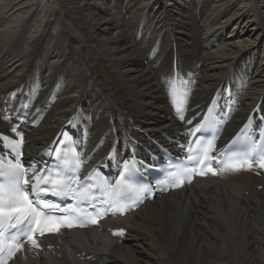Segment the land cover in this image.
Returning <instances> with one entry per match:
<instances>
[{
    "label": "bare ground",
    "instance_id": "1",
    "mask_svg": "<svg viewBox=\"0 0 264 264\" xmlns=\"http://www.w3.org/2000/svg\"><path fill=\"white\" fill-rule=\"evenodd\" d=\"M176 91L190 115L229 103L226 131L264 115V0H0V129L37 121L27 156L67 125L97 161L145 136L168 146ZM63 248L36 264H264V175L195 182Z\"/></svg>",
    "mask_w": 264,
    "mask_h": 264
},
{
    "label": "snow or ice",
    "instance_id": "2",
    "mask_svg": "<svg viewBox=\"0 0 264 264\" xmlns=\"http://www.w3.org/2000/svg\"><path fill=\"white\" fill-rule=\"evenodd\" d=\"M22 143L23 137L21 136L18 142L9 141L8 146L12 151H16V147ZM258 155V160L256 155L248 156L247 154L244 158L232 159L225 170L239 171L245 167L251 169L256 165L264 168V154ZM9 165V171L0 170V177L6 178L5 181H0V264H7L8 260L22 250L26 240L31 243L32 247L37 248L38 243L34 238L37 233L43 235L47 231H59L61 227L77 226L67 218H63L62 222L59 223L53 221L48 213L43 212V208L50 206L46 201L30 199V194L36 195L40 192L52 191L53 194H59L65 189L70 191L72 182L70 176L67 180H51L47 176H35L36 183L31 186L30 193L21 184L24 170L19 160L17 159L15 163L9 161ZM27 183V180L23 181L24 185ZM42 184H51L54 187H41ZM5 222L8 224L9 230L7 231L3 229ZM92 222L96 223V220ZM78 226L83 227L84 225Z\"/></svg>",
    "mask_w": 264,
    "mask_h": 264
}]
</instances>
